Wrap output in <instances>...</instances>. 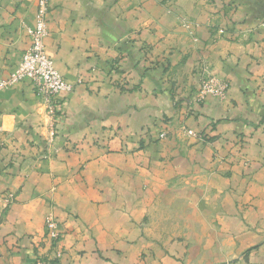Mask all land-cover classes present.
Listing matches in <instances>:
<instances>
[{
	"label": "crops",
	"instance_id": "obj_1",
	"mask_svg": "<svg viewBox=\"0 0 264 264\" xmlns=\"http://www.w3.org/2000/svg\"><path fill=\"white\" fill-rule=\"evenodd\" d=\"M36 11L0 0V81ZM48 28L75 91L0 92V264L48 256L50 213L63 264H264V0H51ZM204 62L226 100L195 101Z\"/></svg>",
	"mask_w": 264,
	"mask_h": 264
},
{
	"label": "built area",
	"instance_id": "obj_2",
	"mask_svg": "<svg viewBox=\"0 0 264 264\" xmlns=\"http://www.w3.org/2000/svg\"><path fill=\"white\" fill-rule=\"evenodd\" d=\"M50 3L51 0H37L35 25L27 27L31 44L10 77L0 81V92L28 82L36 96L47 103L50 115L55 117L58 110L63 108L62 95L73 93L75 87L61 76L46 51V40L50 35L48 28ZM204 77L207 80L203 84L204 92L201 101H204L207 95H213L222 100L227 98L228 84L226 82L218 80L209 73ZM189 134L194 135V132L190 131ZM160 138H167V133H161ZM13 199V194H8L3 198L6 206H10ZM45 235L50 245V253L41 258L40 264H63L64 252L60 247L61 225L51 213L46 217Z\"/></svg>",
	"mask_w": 264,
	"mask_h": 264
},
{
	"label": "rangeland",
	"instance_id": "obj_3",
	"mask_svg": "<svg viewBox=\"0 0 264 264\" xmlns=\"http://www.w3.org/2000/svg\"><path fill=\"white\" fill-rule=\"evenodd\" d=\"M180 23L182 24V26H183L184 28L190 30V23H189L188 20H186V19H181V20H180ZM189 32H190L189 34L192 36V35H193V32H192V31H189ZM193 37H194V35H193ZM194 39H195V42L198 41L196 37H195ZM199 71H200V74H201V83H200V89H199V92H198V94H197V96H196V98H195V101H196L197 103H203V102H205L206 99H205L204 101H201L200 99H201V97L203 96V92H204V86H203V84H204V82L207 80V79H205L204 75H207V74L209 73L210 75H212V76H214V77H216V76H215L214 74L211 73L210 68H209V66H208V64H207L206 62H204V63H202V64L200 65ZM216 78H217L218 80H220V81H224V82H226V83L228 84V94H229V91H230V84H229L226 80H224V79H220V78H218V77H216ZM262 86L264 87V82H263V81H262ZM209 96H212V97H214L215 99L218 100V98H217L216 96H213V95H207L206 98L209 97ZM227 97H228V96H227ZM219 100H220V101H223L222 99H219ZM224 100H226V99H224ZM190 131H192V130H188V131H186L187 134H188L189 136H191V137H199V135H198L196 132H194V131H193V132H194V135H190V134H189Z\"/></svg>",
	"mask_w": 264,
	"mask_h": 264
}]
</instances>
